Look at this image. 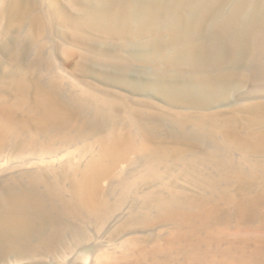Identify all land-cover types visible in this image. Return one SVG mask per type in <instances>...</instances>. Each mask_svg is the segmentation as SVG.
Instances as JSON below:
<instances>
[{
    "label": "bare ground",
    "instance_id": "6f19581e",
    "mask_svg": "<svg viewBox=\"0 0 264 264\" xmlns=\"http://www.w3.org/2000/svg\"><path fill=\"white\" fill-rule=\"evenodd\" d=\"M49 2L51 7L47 9L42 6L43 0H0V20L6 17L8 27L15 21L17 31L25 25L24 34L20 32L24 35L23 40L0 32L4 36L1 47L10 56L9 63L0 73V84L14 94L10 103L0 102V141L17 137L32 127L45 132L62 128L63 132V126L68 124H72L70 127L75 124L78 131L99 130L107 134L102 140L101 155L85 163L68 196L62 193L54 179L51 181L36 171L37 175L29 174L32 178L21 187V183H18L19 187L15 183L4 186L7 192L0 202V264L9 258L20 262L25 260L23 264H46L41 256L56 251L61 254L81 245L87 237L86 224L102 230L112 217L113 207L97 197L94 179L105 171L118 146L125 145L126 141L132 146L131 140L129 143L123 133L120 135L115 131L116 113L120 106H124L123 102H116L101 92L66 93V88L63 90L60 76L54 74L52 55L45 49L49 28L63 35L70 33L72 38L90 49L92 62L103 67L99 72L113 79H121L119 74L128 70L130 59L141 58L152 63L164 59L163 65L173 67L174 73L153 70L146 87L156 91L170 105L203 109L195 112L199 125L188 127L184 123L188 110L178 116H169L126 107L127 122L135 125L137 135L153 141L151 144L140 143L137 147L135 165L139 167L141 178L159 176L158 167L169 156L190 169L201 160L217 163L220 167L218 176L208 178L206 183L211 194V190L216 191V182L218 185V180L224 175L227 177L228 172L235 170L239 176H252L254 168L262 164L253 161L244 170L227 153L230 144L264 149V97L249 103L252 113L250 109L247 111L250 115L245 121L255 128L245 126V131L237 130L232 116L209 109L217 102L227 100L232 90L247 82L255 85L252 92H264V0H80L76 9L80 8L77 13L72 12L74 14L58 0ZM99 13L105 14L104 20L96 25L93 16ZM94 30L111 38L113 41L109 42L112 44L107 47L92 39L89 34L96 35ZM30 48L34 51L33 58L25 61ZM107 48L112 51L128 48V54L120 57L110 54L111 50ZM42 64L49 69L44 79L36 73ZM34 69L37 75H33ZM19 112L23 113L22 118L20 115L17 118ZM145 116L154 120L145 123ZM163 120L172 123L167 132L169 142H155L156 127ZM260 121L263 124L256 126ZM226 135L231 137L232 143H226L223 139ZM191 146L196 147V152L188 153ZM132 183L130 178L120 180V197L124 198L130 192ZM259 189L263 191L264 184ZM204 198L171 191L167 197L158 200V214L173 222H190L201 218ZM149 216L133 214L130 221L137 225L146 224ZM172 234V237L176 236L175 232ZM38 255L41 256L38 258ZM104 264H114V261L108 258Z\"/></svg>",
    "mask_w": 264,
    "mask_h": 264
},
{
    "label": "rangeland",
    "instance_id": "374dc122",
    "mask_svg": "<svg viewBox=\"0 0 264 264\" xmlns=\"http://www.w3.org/2000/svg\"><path fill=\"white\" fill-rule=\"evenodd\" d=\"M58 1L71 13L74 11V13H77L76 10L80 7L76 9V6L81 4L80 0ZM42 6L48 9L51 7V3L49 0H43ZM101 14H95L96 17L93 16L96 25L101 24L104 20L103 15L105 14ZM15 23V21H12V26L10 24L9 28L6 26L7 18L1 19L0 32L2 35L8 34L7 37L18 36L20 40H23L25 25L17 31ZM49 30L45 49L52 55L55 64L53 68L55 72H53L60 76L63 90L66 88V93L81 92L83 90L101 92L108 94L116 102H123L124 106H120V110L116 113L117 127L115 131L120 135L123 133V136L127 137L126 140H131L132 142L129 141V143L131 142L132 146H128L127 141L125 145L123 143L118 146L116 153H121H115L114 158L107 163L105 171L94 179L97 197L113 207L112 217L102 230L98 231L93 225L86 224L87 237L81 245L67 249L66 252H60L61 254H56V251L52 255H38V258L41 256L45 259L46 264H104L108 258H112L114 264H264V190L260 191L259 189L264 184V149L260 151V149L238 147L230 144L228 156L235 163L237 162V165L243 166L244 170L249 168L253 161H261L262 164L254 168L252 176L246 174L239 176L235 170L228 172L227 177L224 175V179L220 178V181L218 180V185L216 182L215 189L216 191L218 189V191L216 193L215 190H211L212 195L207 189L206 183L208 178L212 179L218 176L220 167L217 163L201 160L197 162L194 169H190L169 156L158 167L159 176L151 179L141 178L139 167L135 165V158L138 153L137 147L140 143L151 144L153 141L137 135L135 125L127 122L126 107L132 106L144 113L152 112L169 116H178L188 110L184 121L188 127L199 125L200 120L195 112H200L199 110L203 109L197 110L194 107L172 103L171 106L168 104L170 102L156 91L146 87V82L149 81L153 70L158 69L157 71L160 73H174L173 67L166 68L163 65L165 61L163 63L162 61L164 59L154 60L153 63L142 61L141 58L130 59L128 70L122 73L123 75L119 74L121 79H113L99 72V69L103 67L92 62L93 55L90 49L72 38L73 36L71 35V37L70 33L67 32L63 35L57 30L50 28ZM94 31H96V35L93 32L89 34L92 39L95 38L107 47L112 44L113 40L111 41V38H105L99 31ZM1 34L0 73L10 60L8 53L1 47L4 38ZM107 49L111 50L110 54L120 57L128 54V48H124V51L121 48H118L120 51ZM33 54L34 51L30 48L25 56V61L26 59L27 61L31 60ZM43 66L44 64L38 68L37 72L36 69L32 70L33 75L39 74L40 78L44 79L49 69L46 70L47 67ZM63 80L65 81L63 82ZM254 86L251 82L245 83L242 87L234 89L235 91L232 90L227 100L217 102L210 107L212 109L207 108V110H217V113L222 111L220 114L232 116L238 131L247 130L245 126L255 128L254 125H248L245 121L252 113L249 103L257 98L264 97V92H252ZM0 94V102L10 103L14 98V94L1 84ZM243 107L244 109L247 107L246 111ZM249 109L251 110L250 113L247 112ZM194 114L196 116H193ZM18 115L21 118L23 117L22 112L17 113V118H20ZM152 120L154 119L151 116H145L144 118L145 123H151ZM263 123L260 121L255 125L260 126ZM71 125L63 126L65 127L63 132L60 128V131L57 129L52 132L48 131L49 133L32 127L17 137L1 139L0 185L2 184V187L0 186V189L2 190H0V202L2 196H5L4 193L7 192L4 186L6 187L7 184L13 186L15 183L16 187H19L18 183H21V187V185L23 186L22 183H28V178H32L29 174L35 176L36 172L51 181L54 179L53 182L58 183L57 185L64 195L68 196L70 194L73 182L85 163L89 159L101 155L102 140L107 134V132L99 130V133L88 132V129L83 130H87L85 133L82 130L78 131L75 124L74 127H70ZM171 128L172 123L163 120L156 127V139L154 141L169 142L167 132ZM223 139L227 144L232 143L229 135L224 136ZM99 141L100 143H98ZM123 146L125 147L123 148ZM196 150V147L191 146L188 153L196 152ZM202 176H205L204 179H202ZM124 178H130L133 183L130 192L122 198L120 197L119 183ZM206 178L207 180H205ZM171 191L172 193L177 192L185 195L205 196L204 200L201 201L202 211L204 212L201 211L202 215L199 216L201 218L193 219L194 221L187 223H177L160 217L157 207L158 200L167 197ZM206 195H209L210 198ZM139 213L151 215L149 216V222L146 224H133L130 217ZM173 232L176 233L174 237L171 236ZM67 241L68 243L71 242L70 239ZM24 261L20 262L9 258L4 264H19V262L23 264Z\"/></svg>",
    "mask_w": 264,
    "mask_h": 264
}]
</instances>
